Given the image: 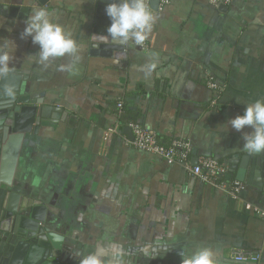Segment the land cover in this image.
<instances>
[{
	"label": "crops",
	"instance_id": "obj_1",
	"mask_svg": "<svg viewBox=\"0 0 264 264\" xmlns=\"http://www.w3.org/2000/svg\"><path fill=\"white\" fill-rule=\"evenodd\" d=\"M95 3L0 0L7 72L22 76V93L39 101L35 118L47 109L23 134L12 190L56 208L47 212L49 235L77 262L98 252L103 264H180L179 252L208 247L218 264H264V216L245 208L250 202L264 211V152L245 151L242 133L251 129L228 124L264 98V0H159L150 5L155 21L145 41L129 40L109 56L91 47ZM38 6L76 40L74 74L58 70L68 56L45 66L30 55L38 46L21 33ZM118 100L160 140H188L192 164L199 156L224 161L232 174L225 180L244 188L234 198L134 148ZM232 248L258 257L235 261Z\"/></svg>",
	"mask_w": 264,
	"mask_h": 264
},
{
	"label": "water",
	"instance_id": "obj_2",
	"mask_svg": "<svg viewBox=\"0 0 264 264\" xmlns=\"http://www.w3.org/2000/svg\"><path fill=\"white\" fill-rule=\"evenodd\" d=\"M109 2L111 0H96L90 22L91 47L105 50L101 52L104 56H109L113 50L122 51L126 44L108 36L110 19L105 7ZM153 3L158 4L159 0H151L150 5ZM21 78L0 70V264H78L69 253L57 248L49 235L47 212H56V208L12 190L23 134L31 130L34 122L39 124L44 120L47 110L42 107L35 118L33 104L39 101L22 93ZM122 132L133 139L128 126H124ZM231 175L227 172L225 178L230 179ZM235 178L244 180L241 172Z\"/></svg>",
	"mask_w": 264,
	"mask_h": 264
},
{
	"label": "clouds",
	"instance_id": "obj_3",
	"mask_svg": "<svg viewBox=\"0 0 264 264\" xmlns=\"http://www.w3.org/2000/svg\"><path fill=\"white\" fill-rule=\"evenodd\" d=\"M105 13L110 19L107 33L113 40L121 44L134 41L142 44L150 33L155 16L146 0H111L106 4ZM21 38L30 37L38 46L37 63L47 66L50 59L68 56L71 61L60 65L58 70L75 73V65L79 61V46L71 33L61 24L54 22L51 12L45 7H34L31 14L25 16ZM12 42L9 43L11 47ZM9 55L0 54V70L7 71ZM228 124L240 132L245 128L251 131L243 132V149L251 154L264 152V98L257 99L245 105L243 113L237 114ZM180 264H218L215 253L208 247L197 248L186 254L179 252ZM78 264H103L99 253L82 256Z\"/></svg>",
	"mask_w": 264,
	"mask_h": 264
},
{
	"label": "built area",
	"instance_id": "obj_4",
	"mask_svg": "<svg viewBox=\"0 0 264 264\" xmlns=\"http://www.w3.org/2000/svg\"><path fill=\"white\" fill-rule=\"evenodd\" d=\"M150 1L151 0H146L149 8ZM167 2L168 0H160L162 5ZM210 2L214 5H219L223 0H210ZM207 85L214 90L220 89V85L212 80H208ZM121 105V101H119L117 103V108L120 109ZM117 113L120 115L119 110ZM127 125L131 129L133 135L130 144L134 148L159 155L168 163L179 164L202 182L223 189L234 198H236L238 193L244 188L243 184L239 181L233 180L228 182L225 180L224 176L227 173L228 167L224 161L213 156H199L196 163L192 164L190 162L192 146L188 140L173 138L166 144H161L153 130L136 122H130ZM110 131L115 132L113 129ZM245 208L252 210L258 216H264V211L250 202L245 203ZM230 257L238 262H246L249 260H256L258 256L250 250L232 248L230 250Z\"/></svg>",
	"mask_w": 264,
	"mask_h": 264
},
{
	"label": "trees",
	"instance_id": "obj_5",
	"mask_svg": "<svg viewBox=\"0 0 264 264\" xmlns=\"http://www.w3.org/2000/svg\"><path fill=\"white\" fill-rule=\"evenodd\" d=\"M121 101V108L118 109L117 108V103H116V111L118 112V110L120 111V116H119V120L122 123L128 124L130 122H138V114H134L133 112H131L130 110H128L125 106V103L122 100H118ZM117 101V102H118ZM158 141L161 144H166L167 142L160 140V138L158 137Z\"/></svg>",
	"mask_w": 264,
	"mask_h": 264
}]
</instances>
